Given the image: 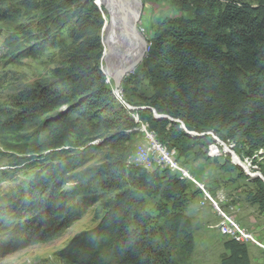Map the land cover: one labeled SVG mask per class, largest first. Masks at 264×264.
<instances>
[{
  "label": "trees",
  "instance_id": "16d2710c",
  "mask_svg": "<svg viewBox=\"0 0 264 264\" xmlns=\"http://www.w3.org/2000/svg\"><path fill=\"white\" fill-rule=\"evenodd\" d=\"M95 1L0 0V21L30 17L17 27L28 41L19 58L53 47L62 48L63 55L54 82L27 84L11 96V107L0 110V130L31 129V136L41 141L36 151H48L55 161L38 183L39 198L30 201L24 195L13 203L31 213L6 225L1 244L13 249L47 241L107 197L99 223L57 252L63 263L185 264L195 245L185 207L189 192L197 196L198 191L167 168L127 167V143L141 119L185 165L182 159H218L207 155V149L210 156L212 148L223 149L206 134L212 132L242 162L253 157L251 164L261 171L255 155L262 151L264 158V0H175L176 7L191 14L163 18L139 73L124 79V90L130 84L147 85L149 92L137 96L140 103L128 100L135 110L119 101L113 80L106 83L101 67L105 21ZM153 108L204 134L189 135L181 124L156 118ZM98 138L99 144H91ZM236 143L252 155L240 156ZM103 146L109 147L105 161L77 172L75 184L64 188ZM219 167L242 170L231 159ZM241 172L255 184L246 201L264 211V181ZM147 198L157 199L155 217ZM224 247L228 253L221 264H251L246 243L228 239Z\"/></svg>",
  "mask_w": 264,
  "mask_h": 264
},
{
  "label": "rangeland",
  "instance_id": "374dc122",
  "mask_svg": "<svg viewBox=\"0 0 264 264\" xmlns=\"http://www.w3.org/2000/svg\"><path fill=\"white\" fill-rule=\"evenodd\" d=\"M174 1L141 0L142 5L137 21V29L140 33L145 30L144 32L147 34L148 42L163 18L188 16L191 14V11L188 12L176 7ZM245 1L254 3L253 0ZM34 14L36 13L30 14V16ZM28 18L30 17L26 15L18 20L0 21V110L11 107L9 104L11 96L18 93L27 84L35 81L54 82L56 79V68L63 61L62 48L58 47H53L35 57L19 58L18 52L28 41L17 27ZM101 35L103 43L101 67L102 70L106 71L108 67V53L106 52L103 41V29ZM64 39L66 44L70 43L66 35ZM143 62L145 61H142L136 68L138 70H134V72L139 73ZM130 74L133 75L135 73L132 72ZM123 82L120 95L122 99L131 105L133 104L129 101L140 103L141 100L137 96L141 93L147 94L149 92L145 83L138 85L130 84L127 90H124ZM119 101L122 103L121 99ZM138 132H140V126L131 132L133 133L131 135L132 137L127 143V156L125 158V165L127 167L132 166L129 165L132 164L128 160L129 154L133 153L141 141V136ZM31 134L32 130L24 126H20L17 131L0 130V235L3 233L2 230L6 228L7 224L13 226L15 221L19 220L18 222H20L25 214L29 215L31 213L30 210H26V213H24V210H17L16 205H13V203H18V199L24 197V195L30 201L38 199L40 196L38 183L42 181L41 178H44L46 170L51 169L52 164L55 162L48 151H36L40 147L41 141L31 136ZM76 140L74 138V141ZM100 141L101 138H98L93 140L91 144L97 145ZM221 141L227 143V141ZM67 147L65 146V148ZM108 149V146H103L96 150L83 167L73 172L74 177H72V180L64 188H69L75 184L78 177L76 175L77 172L103 163ZM235 151L242 157L252 155L247 154L242 143H236ZM261 152L257 153L255 157L261 159L260 168L264 174V158L260 157ZM210 157L218 159L211 161L192 160L191 162L182 159L187 164L184 165L183 162L181 163L199 180L205 182L208 189L213 193L219 189H223L227 198L231 200V203H241V210L237 215L238 221L242 222L247 228L255 230L258 233L257 238L264 242V213H262L263 216H259L261 213L258 210L248 213L249 204L246 203V193L255 187V184L251 183L248 178L241 174L243 173L241 171H244L241 167L242 170L226 171L220 169L219 166L231 158V155L224 148L220 150L218 148H212ZM252 158H246L247 161L245 163H251ZM252 178L255 179V177ZM214 180L217 186L212 184ZM189 193L191 199L185 207V212L191 217L193 222L195 245L193 253L185 264H221L222 256L228 253L224 247V242L229 238L219 232L218 216L210 208H201L198 205L199 194L196 196V193H193V191ZM114 195L115 192L109 196ZM106 199L107 197L87 207L84 214L70 227L58 236L47 241L11 249V245L5 246L1 244L4 238L0 236V264H65L58 258L57 252L74 235L83 230L91 229L99 223L105 212L103 203ZM156 203L157 199H146V207L154 217L157 215L154 209ZM246 210L247 215L255 216L254 221L250 224L248 222L243 223L242 221L243 214H245ZM246 219L248 221V218ZM159 222H161V219H159ZM247 246L251 264H264V251L253 243H248Z\"/></svg>",
  "mask_w": 264,
  "mask_h": 264
},
{
  "label": "built area",
  "instance_id": "2783aa9c",
  "mask_svg": "<svg viewBox=\"0 0 264 264\" xmlns=\"http://www.w3.org/2000/svg\"><path fill=\"white\" fill-rule=\"evenodd\" d=\"M144 31L141 34L147 39V34ZM138 134L141 136V141L133 153L129 154L128 160H131L135 166H141L147 170L167 168L180 178L190 182L193 189L198 191V205L201 208H210L218 216V229L223 236H225L226 230H233L236 241L247 245L253 243L264 251V242L257 238L258 233L238 221L237 215L241 210V203H231L223 189L213 193L208 189L206 183L198 178L197 180H190V173L192 172L177 159V151L169 149L160 142L149 124L141 119ZM207 155L210 157V150L208 149ZM247 168L250 172H255L258 169L250 162L247 163Z\"/></svg>",
  "mask_w": 264,
  "mask_h": 264
},
{
  "label": "bare ground",
  "instance_id": "6f19581e",
  "mask_svg": "<svg viewBox=\"0 0 264 264\" xmlns=\"http://www.w3.org/2000/svg\"><path fill=\"white\" fill-rule=\"evenodd\" d=\"M126 3H129L131 5L132 14L135 18H137L140 14V8L142 5L141 0H99L98 2V4L105 9V10L103 9L105 12V19H104L105 29H104L103 41L106 48V52L108 53L107 68L109 72L119 71L123 69L125 66L126 59L130 55H132V58H137L139 55L137 48L138 47L137 39L131 35L125 34L121 27L122 10ZM150 50H151V44L149 43L147 55L150 52ZM103 72L106 74L107 77L106 83L111 84L112 81L110 80H113L112 77L109 74H107L104 70ZM113 92L118 97V99H122L121 95H119L114 90V88H113ZM210 134L213 136L216 142L226 150V147L222 144V141H219L217 136L214 135L212 132H210ZM131 163L134 164L132 161ZM242 164L244 166L243 169L245 173L247 174V172H250L247 168V165L244 162H242ZM190 180H197V177L193 173H190ZM225 237L229 239H235V233L233 232V230H226Z\"/></svg>",
  "mask_w": 264,
  "mask_h": 264
},
{
  "label": "water",
  "instance_id": "95a60500",
  "mask_svg": "<svg viewBox=\"0 0 264 264\" xmlns=\"http://www.w3.org/2000/svg\"><path fill=\"white\" fill-rule=\"evenodd\" d=\"M102 16L105 19L104 15H102ZM138 17L135 18L133 16L131 5L129 3H126L125 6H124V8H123V10H122V15H121V22L122 23H121V27H122V30H123V32L125 34L131 35V36H133V37H135L137 39V41H138V47L137 48H138V52H139L138 57L137 58H132V55H130L126 59L124 68L121 69V70H119V71L109 72L108 71V68L105 71L107 74H109L112 77L113 83H114V90L119 95H120V92H121V85H122L123 80L130 73L134 72V70H136V68L138 67V65L142 61H144V59L148 56L147 55V50H148V44L149 43H148V40L137 29ZM104 29H105V24L103 26V30ZM105 54H106V52H105ZM122 102L126 105V107H128L131 110L137 109V107L129 104L125 100H122ZM153 111H154V114H155V117L156 118H166V119L170 120L171 122L181 124V126L185 130V132L188 133L191 136H199V135H203L204 134V133L200 134V133H198L196 131L189 130L187 128V126L185 125V123L182 120H180L179 118L172 117V116H170L168 114L159 113L154 108H153ZM206 134H210V132H208ZM218 140L221 141L220 138H218ZM222 144L226 147V150L231 155V158H230L231 159V162L233 164H235V165L243 168L244 166H243L241 160L236 155V153L231 148H229L226 145V143H224L223 141H222ZM247 175H249L250 177L260 178V179H262L264 181V174L261 173V172H259V171L247 172Z\"/></svg>",
  "mask_w": 264,
  "mask_h": 264
},
{
  "label": "crops",
  "instance_id": "0c3cea01",
  "mask_svg": "<svg viewBox=\"0 0 264 264\" xmlns=\"http://www.w3.org/2000/svg\"><path fill=\"white\" fill-rule=\"evenodd\" d=\"M200 161H204V160H200ZM212 184H214V186H217V183L215 182V180H214V182H212ZM246 203L249 204V206H248L249 207L248 213L250 211H257L258 210L261 213L259 216H263L262 213H264V211L261 210L258 205L250 204L247 201H246ZM254 217H255L254 215H247V210H246L245 211V214H243V220L242 221H243V223L248 222L250 224V223H252L254 221ZM246 218H248V221H247Z\"/></svg>",
  "mask_w": 264,
  "mask_h": 264
},
{
  "label": "snow or ice",
  "instance_id": "6c2138e0",
  "mask_svg": "<svg viewBox=\"0 0 264 264\" xmlns=\"http://www.w3.org/2000/svg\"><path fill=\"white\" fill-rule=\"evenodd\" d=\"M97 2H99V0H97Z\"/></svg>",
  "mask_w": 264,
  "mask_h": 264
}]
</instances>
